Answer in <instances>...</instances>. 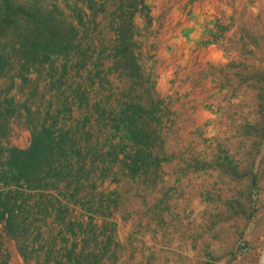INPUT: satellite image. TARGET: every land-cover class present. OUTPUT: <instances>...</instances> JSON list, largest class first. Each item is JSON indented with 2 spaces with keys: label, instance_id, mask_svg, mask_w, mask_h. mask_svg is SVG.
Instances as JSON below:
<instances>
[{
  "label": "rangeland",
  "instance_id": "rangeland-1",
  "mask_svg": "<svg viewBox=\"0 0 264 264\" xmlns=\"http://www.w3.org/2000/svg\"><path fill=\"white\" fill-rule=\"evenodd\" d=\"M38 145L0 264H264V0H0V174Z\"/></svg>",
  "mask_w": 264,
  "mask_h": 264
},
{
  "label": "trees",
  "instance_id": "trees-1",
  "mask_svg": "<svg viewBox=\"0 0 264 264\" xmlns=\"http://www.w3.org/2000/svg\"><path fill=\"white\" fill-rule=\"evenodd\" d=\"M22 152L25 154L31 153V156H20L18 158L19 161L17 159H14L13 157L10 158L9 162L4 165L0 176L3 178V182L5 185H10L9 183L14 181L18 186L21 185V187H28V189H32L35 178H38L40 183L41 181H44L42 173L45 169L44 167H42V164L45 162H35L36 159H41L43 148L41 149V146L38 145L34 153L31 152V149L24 150ZM40 185L42 184H39V186ZM11 193H13V191L9 189L8 191L2 193L0 195V198L4 197L10 199ZM18 193H20V191H18ZM17 201L18 200H15L13 204V210H11L12 216H10V221H8L9 224L14 217L19 216L21 213L28 212L29 214H31L33 212L34 206L32 204H28L27 206L18 205V208H15ZM0 216L1 218H5V211H2L0 213Z\"/></svg>",
  "mask_w": 264,
  "mask_h": 264
}]
</instances>
